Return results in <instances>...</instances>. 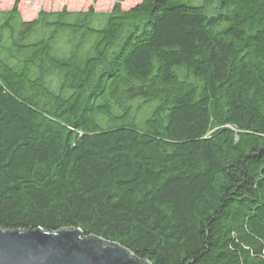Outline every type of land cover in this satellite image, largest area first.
Returning <instances> with one entry per match:
<instances>
[{"label":"trees","instance_id":"1","mask_svg":"<svg viewBox=\"0 0 264 264\" xmlns=\"http://www.w3.org/2000/svg\"><path fill=\"white\" fill-rule=\"evenodd\" d=\"M126 1L0 9V229L264 264V0Z\"/></svg>","mask_w":264,"mask_h":264},{"label":"water","instance_id":"2","mask_svg":"<svg viewBox=\"0 0 264 264\" xmlns=\"http://www.w3.org/2000/svg\"><path fill=\"white\" fill-rule=\"evenodd\" d=\"M0 264H151L123 246L80 229H0Z\"/></svg>","mask_w":264,"mask_h":264},{"label":"rangeland","instance_id":"3","mask_svg":"<svg viewBox=\"0 0 264 264\" xmlns=\"http://www.w3.org/2000/svg\"><path fill=\"white\" fill-rule=\"evenodd\" d=\"M117 0H20L19 11L24 21L34 20L40 11H69L87 10L94 7L96 11L105 12L113 8ZM138 0H127L123 7L127 8ZM217 1L212 0L209 12L213 14L217 8ZM16 0H0V9L9 11L13 8ZM169 4H185L188 6L200 7L206 4V0H168Z\"/></svg>","mask_w":264,"mask_h":264}]
</instances>
